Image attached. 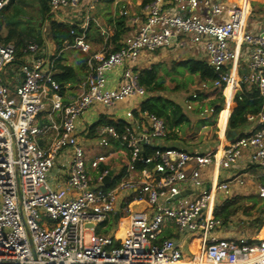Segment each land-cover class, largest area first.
I'll use <instances>...</instances> for the list:
<instances>
[{
	"label": "built area",
	"instance_id": "2783aa9c",
	"mask_svg": "<svg viewBox=\"0 0 264 264\" xmlns=\"http://www.w3.org/2000/svg\"><path fill=\"white\" fill-rule=\"evenodd\" d=\"M82 1L48 0V6L57 15L77 10ZM249 1L245 7L241 0H149L140 5L139 13L122 8L119 15L126 19L128 32L120 47L89 56L81 92L67 104L53 79L54 59L32 42L22 50L12 78L14 88L7 85L3 75L14 62L16 49L12 43H0V264H264V238L216 236L224 224L215 217L216 193L228 195L229 183L208 189L201 182L203 168L218 164L229 169L245 151L250 165L264 169V115L256 129L214 153L192 154L167 145L164 121L140 112L146 93L138 83L140 58L200 48L216 75L212 88L223 86V92L235 71V66L228 68L237 60L233 43L248 50L243 81L263 94L264 21L256 32L246 29ZM10 2L0 0V14ZM68 47L90 53L83 29ZM116 70L118 83L110 88L108 75ZM129 100H138V108L111 119L127 123L122 135L102 127L97 146L108 153L88 160L79 141L80 117L93 107L110 110ZM44 112L48 124L41 125ZM44 139H50L45 148L39 144ZM111 139L125 143L127 153L112 150ZM144 146L152 150L149 156L143 154ZM119 151L127 155L126 175L114 185L112 176L104 186L109 171L99 167ZM62 152L69 153L66 184L52 188L46 179ZM138 162L146 167L136 169ZM235 181L244 183L240 178ZM189 191L191 195L186 194ZM256 195L264 205V186L257 187ZM126 199L127 216L118 223L124 222L123 236L94 233ZM139 204L145 208L133 211L131 206ZM170 226L182 238L199 236L198 254L192 259H186L180 243L163 236Z\"/></svg>",
	"mask_w": 264,
	"mask_h": 264
},
{
	"label": "crops",
	"instance_id": "0c3cea01",
	"mask_svg": "<svg viewBox=\"0 0 264 264\" xmlns=\"http://www.w3.org/2000/svg\"><path fill=\"white\" fill-rule=\"evenodd\" d=\"M100 1L101 0H83L81 3V8H83L85 13H83L82 15L76 18L70 17L69 15L65 13V11L58 12L57 15L52 14L50 12L54 16V19L56 21L69 23L71 25H76L78 29H81V30L83 29L84 35H85V41L90 46L89 54L81 53L78 49L70 48L68 46H65L60 52L55 54L53 45L48 42L45 43V49L43 51L44 54L49 59L51 60L54 59L53 75L56 74L57 72L55 67L57 64L56 61L58 59L60 60L59 63L61 65L71 68L75 75L73 80H69L63 83V91L60 94L63 104H67L71 102L81 92L80 85L85 80L86 75H87L86 68L88 69L87 61H86V68L84 70L82 69V65H83L81 61L82 56L83 55L90 56L92 54H98V55L104 54L105 55L106 53L113 50L114 46L112 44L111 38L114 36V27L109 23L108 18L116 19L120 17L119 13L122 10V8L128 9L131 13H139L140 5L144 4L145 2L149 0H113L112 3H110L109 6H107V12L103 11L105 6L103 4H100ZM244 1L247 6V0H244ZM249 7H250V1H249ZM93 10H94V13H90ZM250 11H251V7H250ZM87 13H89L87 16L88 19L85 18ZM249 19H252L253 21L250 23ZM263 21H264V14L263 15L261 14L260 17L254 20L253 15L250 13L249 17L247 18L245 27L248 31L256 32L258 31ZM90 22L94 24L93 27L97 28L98 33L94 34L93 30H91V28L88 26ZM122 39L118 42V45L120 44ZM9 43H12V42H9ZM230 47L231 49H234L235 51H237L238 55H237V60L235 64H228V68H231V71L234 69L233 66H235V71L233 70L231 82L228 84V86L229 85L232 86L233 94H232L230 103L226 105V97H229L230 93L226 91V89L222 92V96L224 98V103L222 105L223 109L219 112L216 122H215V126H214L219 130V135H220L219 138H221L223 134H225L226 132L228 118L230 117V115L232 114L235 108L233 98L235 94L238 91H240V85L244 83L243 76L245 75L244 72H246L247 70V62H248V50L246 49L245 46L236 47L233 43H230ZM176 50H179V49L171 50L169 51V54L168 52L165 53L163 51H159V52L154 53L153 54L154 56L152 58L150 57V55L143 58L144 60L140 61L139 69L141 70L144 69L146 64H148L146 61H149V64L151 66L153 65L156 66L158 70L159 69L157 65L158 62L157 63H154V62L158 61L159 58H164L166 56L176 58L174 57L176 56L175 54ZM180 50H184V49H180ZM188 51L192 52V55L190 58H197V59L206 61V56L202 49L192 48V49H188ZM67 52L70 53L71 56L66 55ZM185 59H188V58H183L182 60H185ZM119 76H120V70H116L112 72L111 74H109L108 75V87L115 88L118 83ZM194 78L195 77L193 76L192 80ZM236 80H237V84H235ZM8 84L11 86V88H14L15 82L10 78V83L8 82ZM195 93L198 94L199 91L195 90ZM173 96H176V95H173ZM191 98L192 96L186 97V99L188 100H191ZM215 98L216 96H213L210 94L209 96H197L196 99H193V101H195L193 105L195 109H193L189 103L187 104L186 109L188 111H191V115L188 116V118L191 121V127L188 130L187 129L180 130L179 135H180L181 141L177 142V146L179 148L189 153H192V154H212L224 145V144L222 145L220 142L218 143L214 142L210 138L211 125H209L208 123V118H209L208 113L210 112H207V113L205 112V111H208L207 105L209 104V102L214 100ZM132 108L133 109L138 108V100L126 101L124 103L118 104L116 108L110 109V110H107V109L105 110L104 108H101L98 106L93 107L87 110L80 117V119L77 122V130L79 132V141L82 143V147L87 157H88L87 150H91L93 145L89 144V141H87L88 140L87 137L82 136L81 134L84 133L93 123H95L97 119L99 118V116L103 115V116L108 117L109 119H115V118L121 119L123 118L124 113L128 110H131ZM225 109H227L228 111L227 117L223 125L219 126L218 124L219 115ZM196 112H201L199 113L200 119L195 116ZM46 115H47L46 112L40 115L39 123H41L42 120H45ZM261 115H264V111ZM201 120L203 121L201 122ZM249 120L252 121L253 119L250 118ZM198 124L200 125L197 126ZM259 124H260V117L252 121V124L250 125V127L247 129V132L245 133L252 132L254 129H256V127L259 126ZM49 141L50 139L49 140L44 139L42 141H39V143H42L40 144V146L42 145L41 147L43 148L47 147L49 144ZM100 152L101 151H99V153ZM96 154L98 153L95 152L93 154V157ZM115 154L117 155V154H126V153H124L123 151H119L117 153H114V155ZM87 159L91 160L89 157ZM109 159L107 160L108 164L110 161ZM125 159H126L125 161V167H126L128 163V159L127 157H125ZM107 162L106 164H104V166L108 165ZM68 165H69V153L62 152L57 157L55 161V165L53 169L51 170V171H54L56 169L53 173V178H52L53 187L52 188H56V187L62 188L65 186ZM111 166H110V170H112L111 172H113V176H115L119 168L117 167L115 163L111 164ZM87 168H88L89 174L93 175L94 172L89 167V165H87ZM258 170H260L261 172H258ZM51 171L49 172V174L51 173ZM243 177L244 178L246 177V178L244 179ZM235 178H240L243 182L245 180L247 181H245L242 185H239L236 183ZM201 182L204 188H208V189L214 188V185L217 183H222V182L229 183V194L228 195H224L221 192L216 193L215 206H219L227 201L248 200L249 197L256 195L257 187L264 186V169L257 168L256 166L250 165L248 162V153L245 151L243 152L241 160L237 164L231 166L229 169H223L218 164H215V165L213 164L206 168H203L201 170ZM190 192L191 191L187 192L186 194L191 195L192 193L190 194ZM248 202L250 203L245 204L246 207L253 204V202L249 200ZM139 205L131 206L132 210L139 211L145 208L144 204H139ZM122 209L120 206L119 210H122ZM124 218L125 217H123V219ZM119 220H122V218H120ZM118 223L116 227L110 232L109 235L115 234L118 238H121L125 232V230L123 229L124 222L121 221V226L120 225L118 226ZM254 224L256 223H252L253 226ZM249 232L250 231L248 229L241 228L238 225L235 226L234 223L229 224L227 226L223 224V227L220 228L216 232V236L220 239L236 240L239 238H246L248 240H256V236H258L259 234L255 233V234L248 235ZM163 236L172 238L176 240L178 243H180L183 246V253L185 257L190 258L193 255L198 254V248H199V243H200V239L198 235H190L187 238L186 237L182 238L181 236L176 234L174 227L170 226V227L165 228L163 232ZM261 238H264V236ZM261 238H258V239H261Z\"/></svg>",
	"mask_w": 264,
	"mask_h": 264
},
{
	"label": "trees",
	"instance_id": "16d2710c",
	"mask_svg": "<svg viewBox=\"0 0 264 264\" xmlns=\"http://www.w3.org/2000/svg\"><path fill=\"white\" fill-rule=\"evenodd\" d=\"M23 1L24 0H11V2L4 8L2 13L0 14V33L4 27H8L6 36L2 38L0 35V43L6 44L12 42L16 49L14 62L6 68V73L5 75H3V79L7 83V85L8 82L10 83V78L12 79L14 74L16 73V70L21 63L20 60L23 56L22 50L27 46L28 43L32 42L36 44L41 51H44L45 43H51L54 47V53L57 54L65 46L72 45L74 38L76 36H79L82 32V30L78 29L76 25L56 21L54 19V16L50 13L48 0H35L36 4L38 5V13L40 16L39 25L45 26L43 37L40 28L30 29L29 32H25L24 30L17 31L15 25H19L20 22L23 21L19 18V5H21ZM112 1L113 0L100 1V4H103L106 8L103 9L104 12H107V6H109ZM250 7L251 14L256 12L257 14H261L264 9V0H250ZM108 19L109 23L114 27V36L111 38L114 48L111 51H116L120 47V44L118 45V42L128 32L126 19L121 16L116 19ZM88 26L91 28V30H93L94 34L98 33L97 28L93 27L94 24L92 22H90ZM88 57V55L82 56L81 61L83 63V70L86 68V61L88 60ZM59 62L60 60L58 59L56 61L57 64L55 67L57 72L53 75L54 81L59 86L58 95H60L63 91V83L69 80H73L75 77L74 72L71 68L61 65ZM171 65V72H166V75H171L173 73L182 75L184 73H187L189 75L188 79L191 83L192 77L194 76L198 78L199 82L212 87V83L216 79V75L213 73L212 69L207 65L206 61L201 59L189 58L185 60L174 61ZM11 69H13V72L11 71ZM138 78L139 86H141L146 93L145 99L140 103V112H147L148 114L155 115L156 117L162 119L168 131L165 139L166 144L171 147L179 148L177 146V142L181 141L179 135L180 130H188L191 127L190 119L178 104L163 97L162 93L167 91V87L164 85L163 78L158 75L156 66H151L148 69L139 70ZM222 90L223 86L214 89L213 93L215 94L216 98L210 101L207 105L208 110L211 111V116L215 119L217 118L219 112L222 110V105L224 103ZM226 91L230 93L229 97H226V104H229L233 94L232 86H228L226 88ZM196 98L197 96L195 98H191V100ZM233 102L235 104V108L228 118L225 134L227 135L231 132H235V137H241L245 134H248L245 133V130L250 127L253 120L258 119L263 113L264 93L260 94L256 86L249 85L248 83L244 82L240 85V91L235 94ZM227 112V109H225L220 113L218 122L219 126L223 125L227 117ZM133 116L134 119H137L138 113L134 112ZM250 118L253 120L250 121ZM40 124H48V122L45 119L42 120ZM106 126L114 128V130L121 136L124 132V128L127 126V123L123 120H111L108 117L101 115L99 116L97 121L87 129L86 137H92L97 140L98 131L102 127ZM110 144L112 150H126L125 143H122L120 140L111 139ZM151 153L152 150L148 146L143 147V154L145 156H149ZM145 167L146 166L141 162L135 164V168L138 170ZM103 170H108L109 172L112 171L108 166L100 165L99 171ZM125 175L126 167L124 166L120 172L113 176L112 185L122 179ZM129 201L130 199L126 200L125 203L121 205V209L124 208ZM234 201H227L218 206L215 217L221 219L223 222H227L228 218L231 216V208ZM126 215L127 212L124 209L110 215V217L99 226L100 230L97 233L102 235H109L110 232L116 227L119 219L123 218ZM263 216L264 210H261L258 213V218L252 223L260 222Z\"/></svg>",
	"mask_w": 264,
	"mask_h": 264
},
{
	"label": "rangeland",
	"instance_id": "374dc122",
	"mask_svg": "<svg viewBox=\"0 0 264 264\" xmlns=\"http://www.w3.org/2000/svg\"><path fill=\"white\" fill-rule=\"evenodd\" d=\"M19 8H20L19 18H20V20H23V21L20 22L19 25L18 24L15 25L16 30L17 31L24 30L25 32H29L30 29L40 28V30L42 32V37H43L44 31H45V26L39 25L40 16L38 13V5L36 4V1L35 0H24L23 3L21 5H19ZM263 12H264V9L261 12L262 15L264 14ZM65 13L72 18H76L85 12H84L83 8H81V5H80V7H78L77 10L65 11ZM90 13H94V10L91 11ZM88 14L89 13L86 14V17H85L86 19H88V17H87ZM261 14L260 13L257 14V12L252 13L253 19L254 20L257 19L258 17H260ZM252 21H253L252 19H249L250 23ZM7 31H8V27H5L0 33L1 37L4 38L7 34ZM165 53H167V52H165ZM168 54H169V52H168ZM175 54H176V56H174V57H176V58L166 56L164 58H159L158 61H155L154 63L158 62L157 63L158 68H159L158 69V75L163 78L164 84L167 87V91L162 93L163 97L166 99L174 101L176 104H178L182 108L183 112L187 116H190L191 111H188L186 109V107H187V104L189 103L190 106L193 109H195L193 106L195 101L186 99L187 96H209V94L215 96V94L213 93L214 90L212 89V87H209L208 85H206V88H203L202 87L203 83L199 82L197 77H195L192 80L193 82L191 83L190 80L188 79L189 75L187 73H184L182 75H177L175 73H173L171 75H166V72H171L170 71L172 68L171 64L174 61H180L183 58L189 59L192 55V52L188 51V49L186 48L184 50H180V49L176 50ZM66 55L71 56V54L68 52L66 53ZM153 56H154L153 54L150 55L151 58ZM142 60H144V59L140 58V61H142ZM146 62L148 64H146L144 69H148L151 67V65L149 64V61H146ZM171 80H174V81H171ZM195 90L199 91V93L196 94ZM173 95H176V96H173ZM205 112L207 113L210 111L208 110ZM199 113H201V112H196L195 116L200 119ZM208 114H209L208 123H209V125H211L210 138L214 142H217V143L220 142L222 145L228 144L229 142L225 141L226 134H223V136L221 138H219V136H220L219 130L216 127H214L217 118L216 119L213 118L211 116V112ZM202 121L203 120H201V122ZM199 125L200 124H198L197 126H199ZM245 132H247V130H245ZM87 139H88L87 141H89V144L93 145L91 150H87V154H88V157L90 159L93 158V154L95 152L99 153V151H101L103 153H108L107 150L102 151L98 148V146L96 144V142H97L96 139H94L92 137H87ZM125 157H127L126 154H117V155L113 154V156H111L109 159L110 160L109 164L107 162V164H108L107 166L110 168L111 164L115 163L117 165V167L119 168L118 171L117 172L115 171V172L118 173L121 171L123 166H125V161H126ZM54 171H51V173L48 174L47 179H46L48 184L51 187H53L52 178H53ZM258 172H261V171L258 170ZM245 181H247V180H245ZM248 200L253 202V204L246 207L245 204L250 203V202H248ZM248 200L234 201V203L232 204V208H231V216L228 218L227 222H224V224L227 226L229 224L234 223L235 226L238 225L241 228L248 229L250 231L248 233V235L258 233L259 235L256 236V239H258V238H261L264 236V216H263V218H261L260 222L254 224V226L252 225V222L258 218V213L261 210H264V205L262 204L261 200L258 199V197L256 195L249 197ZM139 206H141V205H139ZM217 210H218V206H216V208H215V213ZM126 216H124V217H126ZM255 225H257V226H255ZM99 228H100L99 226H96L94 229V233L99 232V230H100ZM186 259H187V257H186ZM188 259H192V258L190 257Z\"/></svg>",
	"mask_w": 264,
	"mask_h": 264
},
{
	"label": "water",
	"instance_id": "95a60500",
	"mask_svg": "<svg viewBox=\"0 0 264 264\" xmlns=\"http://www.w3.org/2000/svg\"><path fill=\"white\" fill-rule=\"evenodd\" d=\"M244 74H246V72H244ZM235 135H236V133L235 132H231L230 134H227L226 136H225V141L226 142H232V140H233V138L235 137ZM143 157H144V155H143ZM149 167V169H152L153 168V166L152 165H149L148 166ZM113 176V172H109L108 173V175L104 178V180H103V185L104 186H107L108 185V183H109V181H110V179H111V177ZM90 227V226H89Z\"/></svg>",
	"mask_w": 264,
	"mask_h": 264
},
{
	"label": "bare ground",
	"instance_id": "6f19581e",
	"mask_svg": "<svg viewBox=\"0 0 264 264\" xmlns=\"http://www.w3.org/2000/svg\"><path fill=\"white\" fill-rule=\"evenodd\" d=\"M241 1L244 2L245 7H247L246 4H245V1H244V0H241ZM230 82H231V81H230ZM229 86H230V85H229ZM226 105H228V104H226Z\"/></svg>",
	"mask_w": 264,
	"mask_h": 264
}]
</instances>
